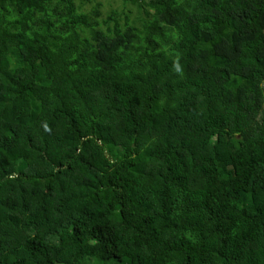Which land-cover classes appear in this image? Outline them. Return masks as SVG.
Masks as SVG:
<instances>
[{
	"label": "trees",
	"instance_id": "obj_1",
	"mask_svg": "<svg viewBox=\"0 0 264 264\" xmlns=\"http://www.w3.org/2000/svg\"><path fill=\"white\" fill-rule=\"evenodd\" d=\"M110 1L0 0V264H264V0Z\"/></svg>",
	"mask_w": 264,
	"mask_h": 264
},
{
	"label": "rangeland",
	"instance_id": "obj_2",
	"mask_svg": "<svg viewBox=\"0 0 264 264\" xmlns=\"http://www.w3.org/2000/svg\"><path fill=\"white\" fill-rule=\"evenodd\" d=\"M109 1V0H108ZM110 2H112V0L110 1ZM117 2V1H116ZM106 4H108V3H106ZM87 239L89 240V238L87 237Z\"/></svg>",
	"mask_w": 264,
	"mask_h": 264
}]
</instances>
